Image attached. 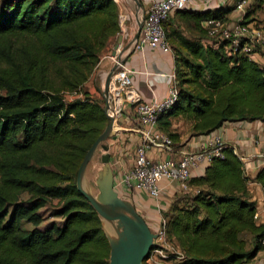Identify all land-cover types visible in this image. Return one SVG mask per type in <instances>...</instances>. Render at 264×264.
<instances>
[{
  "label": "trees",
  "instance_id": "obj_1",
  "mask_svg": "<svg viewBox=\"0 0 264 264\" xmlns=\"http://www.w3.org/2000/svg\"><path fill=\"white\" fill-rule=\"evenodd\" d=\"M235 8L173 13L196 33L166 32L179 97L158 127L174 142L175 117L191 121L199 137L229 123L264 122V67L209 44L202 27L210 18L227 21ZM119 18L115 0H0V264L110 262L103 222L79 192L77 176L108 122L104 98L85 85L118 38ZM223 152L191 180L195 192L184 205L179 196L162 214L181 264H248L264 249L251 178L234 148ZM254 181L264 189V168ZM54 201L63 222L44 226L43 211Z\"/></svg>",
  "mask_w": 264,
  "mask_h": 264
},
{
  "label": "built area",
  "instance_id": "obj_2",
  "mask_svg": "<svg viewBox=\"0 0 264 264\" xmlns=\"http://www.w3.org/2000/svg\"><path fill=\"white\" fill-rule=\"evenodd\" d=\"M115 1L118 3V0ZM227 1L152 0L150 8L143 14L140 38L133 44L132 49L142 51L145 48H151L163 53H173L164 24L174 12L197 6L207 7L212 3H227ZM250 1L237 0L236 10L243 14L240 20L228 23L222 19L210 18L202 23L203 29L207 31L209 44L216 46L224 44V51L228 56L241 53L253 59L254 53L264 52V28L256 22H245L244 20L245 10L250 5ZM131 73L132 70L129 67L120 64L116 68L109 88L110 114L114 111L116 126L126 108L131 106L133 114L140 124L137 133L141 138V144L135 150L133 167L115 186V190L119 191L124 199L127 191L143 192L156 201L161 213L163 211L161 182L164 180L176 182L183 193L195 192L191 185L192 171L200 166H209L217 158H223L226 145L219 136H215L213 133L205 136V141L197 152L186 151L180 153L179 157L155 160L150 152L170 154L171 156L177 154L174 140L158 127L160 114L170 109L179 97L176 72L174 70L169 75L170 82L166 98L153 103H146L142 100L132 84ZM118 99L120 104L116 102ZM112 102L114 106H112ZM254 217L256 220L259 218L258 212ZM153 233L157 235L154 239V248L145 264H165L176 254L183 258L181 252L178 253L176 250L178 248L168 241L163 217L161 224Z\"/></svg>",
  "mask_w": 264,
  "mask_h": 264
},
{
  "label": "crops",
  "instance_id": "obj_3",
  "mask_svg": "<svg viewBox=\"0 0 264 264\" xmlns=\"http://www.w3.org/2000/svg\"><path fill=\"white\" fill-rule=\"evenodd\" d=\"M139 2L142 5L141 7H138L133 0L120 1L126 12L130 11L133 13V17L130 16L129 20L124 19V22L127 23L126 27L123 26V30L124 32L126 30L129 32V37L125 35L127 38H124V43L119 49L120 52H124L125 47L138 34L143 14L150 8L152 0H139ZM222 5L226 4L212 3L207 7L197 6L192 8V10H214ZM122 11L120 8V16ZM174 14L166 21L167 24L165 26L168 31L172 28L177 29L175 18H173ZM229 17H232L231 19L235 18L232 15ZM117 39L106 50L98 68L85 85L86 90L95 97L102 96L106 75L111 73L116 64V57L114 58L112 55L117 45ZM252 58L264 67V52L254 53ZM120 59L125 60V65L132 70L130 79L144 102L153 103L166 98L170 82L169 75L175 70L174 52L171 54L163 53L160 50L151 48L136 51L131 48L130 51L124 52ZM136 118L131 106L127 107L114 128L115 136L108 141L111 154L110 163L115 177L114 186L133 167L135 150L141 144L140 135L137 133L140 124ZM171 122L170 131L179 135L175 142L177 154L171 156L170 154L150 152V155L155 160L179 157L180 153L186 151L197 152L205 141V136L194 135L192 122L186 117H175L171 119ZM214 135L219 136L226 146L234 148L235 153L244 163L246 174L251 178L248 186L249 192L252 200L257 203V212L259 214L257 224L264 225V189L261 184L254 181L258 172L264 168V122L229 123L224 128L216 131ZM207 167L200 166L193 170L191 180L202 177ZM160 185L163 188L161 205L164 213L170 209L174 200L181 196L183 192L179 189V185L176 182L164 180ZM125 199L134 204L137 212L145 219L152 231L157 230L162 222V212L160 213L158 210V205L154 199L138 190L127 191ZM248 264H264V249L258 254L256 259Z\"/></svg>",
  "mask_w": 264,
  "mask_h": 264
},
{
  "label": "water",
  "instance_id": "obj_4",
  "mask_svg": "<svg viewBox=\"0 0 264 264\" xmlns=\"http://www.w3.org/2000/svg\"><path fill=\"white\" fill-rule=\"evenodd\" d=\"M133 1L137 3L138 7L142 6L139 0ZM142 23L143 21L140 23L138 34L125 47L124 52L129 51L133 44L139 40ZM123 43L124 36L119 35L112 55L114 58L120 59L124 53L119 50ZM121 64H125V60H121ZM115 71L116 67L108 75L102 93V97L105 100V112L108 122L104 131L87 152L79 167L77 188L97 212L103 225L107 223L115 232L114 236L105 232L110 244L109 264H145L154 248V239L157 235L153 233L145 219L137 212L134 204L122 198L115 190V177L110 163L111 154L108 141L115 136L114 128L116 126V117L113 112L110 114L109 84ZM98 152L100 154L102 168L98 172V178L96 180L99 194L94 195L88 186L86 174L90 163Z\"/></svg>",
  "mask_w": 264,
  "mask_h": 264
},
{
  "label": "rangeland",
  "instance_id": "obj_5",
  "mask_svg": "<svg viewBox=\"0 0 264 264\" xmlns=\"http://www.w3.org/2000/svg\"><path fill=\"white\" fill-rule=\"evenodd\" d=\"M120 1L122 2V0H118V5H119V8H121L123 11L121 12V19L122 20L119 18V22H120L119 35H123L125 37V34H127L128 37H129V32L127 30L124 32V30H123L124 27H126V23H127V22H124V19L125 20H129L130 16L133 17L132 16L133 13L130 12V11L126 12V10L123 8V6L120 3ZM236 3H237V0H228L226 5L234 7L236 5ZM248 10L253 12V14L250 15V17L247 18L246 21L247 22H256L258 25H261L262 27H264V4L260 5L259 3H257V1L251 0L250 1V5L245 10V13H247ZM231 15L234 16L235 18L231 19L232 17H229L230 16L229 15L228 16V20H227L228 23H232L234 21L240 20L241 16L243 14L238 13V11L235 8V10H233V13ZM175 24L177 25V30L179 32H181V33H183V34H185V35H187L189 37H192V36L196 35V33L193 31V27H191V24H189L188 22H186V21H184L182 19H179V18H175ZM166 32L168 33L167 29H166ZM99 152L94 157L92 162L90 163V165L88 167L87 174H86L88 186H89L90 190L93 192L94 195H98L99 194V191H98L97 186H96V180L98 178V172L102 168V163H101V160H100ZM187 197H189V194H187V193H182V195L179 198L177 197L178 198V202L177 203L180 205V207H182L184 205V203L187 200L186 199ZM58 206H59L58 202L54 201V203L50 207H48L47 209H45L43 211V214L45 216V222L43 224L44 226L48 225L49 223L61 224L63 222V219L58 217V215H57ZM103 227H104V231L107 234H109L111 236H114L115 232H114V230H113V228L111 226H109L107 223H105L103 225ZM25 228L26 229H30L31 227L28 224H25ZM173 246L175 247L174 244H173ZM176 250L178 251V253L180 252L179 249H176ZM183 261H184V259L181 256L176 254V255H173L166 263L167 264H181Z\"/></svg>",
  "mask_w": 264,
  "mask_h": 264
},
{
  "label": "bare ground",
  "instance_id": "obj_6",
  "mask_svg": "<svg viewBox=\"0 0 264 264\" xmlns=\"http://www.w3.org/2000/svg\"><path fill=\"white\" fill-rule=\"evenodd\" d=\"M124 1H125V0H122V2H124ZM134 3H135V2H134ZM130 50H131V49H130ZM130 50H129V51H130ZM115 62H116V64H115L114 67L117 68V67L121 64V59L118 60V59L115 58ZM108 75H109V74L106 75V78H105V84H106V80H107ZM113 76H114V75H113ZM113 76H112V78H113ZM112 78H111V81H112ZM110 83H111V82H110ZM109 88H110V84H109ZM116 102H117V104H120V100H119V99L116 100ZM112 106H114V105H113V102H112ZM113 113H114V111H113ZM115 123H116V119H115Z\"/></svg>",
  "mask_w": 264,
  "mask_h": 264
}]
</instances>
